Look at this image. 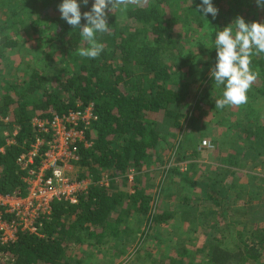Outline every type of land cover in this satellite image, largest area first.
Masks as SVG:
<instances>
[{
  "label": "trees",
  "instance_id": "16d2710c",
  "mask_svg": "<svg viewBox=\"0 0 264 264\" xmlns=\"http://www.w3.org/2000/svg\"><path fill=\"white\" fill-rule=\"evenodd\" d=\"M60 2L0 0L3 16L0 23V115L10 116L17 126V145L0 155V192L4 195L14 191L24 193L25 185L16 159L23 151V142L28 144L34 139L31 120H48L76 110L78 105L88 104L93 106L97 121L85 132L91 147L80 151L72 176L90 178L92 184L88 194L76 204L55 203L51 215L41 221L40 236L20 235L17 243L4 247L2 252L13 258V263L4 264H71L65 256L69 247L97 246L107 240L127 238L122 234L128 231L122 228L130 217L147 219L152 208L148 187H139L136 182L140 183L141 177L137 174L156 159L158 147L167 136H175L185 123L200 120L197 112L202 104L201 94L185 105L187 110H184V103L190 97L188 86L177 88V78L193 77L194 84L200 82L201 86L206 84L208 90L215 88L222 93V87L215 86L207 70L215 64L212 42L216 31L232 22L224 14L219 16V12L215 19L211 15L206 17L208 22L203 17L200 20L196 12L200 0H130L123 11L108 14L111 29L99 36L104 51L96 60L78 55L77 50L87 44L78 30H73L60 18L57 10ZM213 3L219 9L224 0H213ZM90 7L91 3L82 6L81 12ZM259 14L264 15V11ZM245 21L264 23V18L258 21L257 16H251ZM191 26L210 30L208 49L190 34ZM25 34L43 40L46 47L42 54H48L49 49L59 52L70 62L69 69L65 66L61 77L50 80L42 71L32 68L27 78L21 79L20 69L11 68L5 60L24 45L19 42V36ZM184 42L196 45L198 51L184 50L187 46ZM203 56H207L203 65L205 71H197L193 65ZM186 65L187 73H183ZM251 67L259 73L251 87L253 94H248V99L255 104L258 98H264V55L259 59L253 57ZM207 104L215 106V95ZM246 110H239V119L227 125L230 132L237 131L244 146L242 150L232 149L234 154L226 160L237 169H245L247 156L254 152L263 157L252 161L264 166L263 116L254 115L250 105H246ZM164 120H167L165 125ZM2 132L0 128V147ZM252 161L251 164H255ZM130 171L136 173L135 184H128ZM108 172L111 180L108 182L109 177L106 178V187L100 182ZM248 177L250 181L256 179L255 175ZM262 178L264 182V175L258 179ZM116 184L125 189L118 191ZM259 194L262 196L264 191L248 192L249 201L254 203ZM154 221L163 224L166 218L156 216ZM257 232L249 237L240 236L233 250L215 241L217 245L211 249L209 264H260L264 237Z\"/></svg>",
  "mask_w": 264,
  "mask_h": 264
},
{
  "label": "rangeland",
  "instance_id": "374dc122",
  "mask_svg": "<svg viewBox=\"0 0 264 264\" xmlns=\"http://www.w3.org/2000/svg\"><path fill=\"white\" fill-rule=\"evenodd\" d=\"M218 10L219 16L224 14L230 23L237 17L247 20L257 16L258 21L264 18L259 14L264 11V6L258 7L256 0L228 3L224 0ZM198 18L202 20L201 16ZM2 19L0 14V23ZM189 31L195 40L210 43V30L191 26ZM19 37V42L24 45L12 51L5 61L11 68L20 69L21 79L27 78L32 68L42 71L50 80L61 77L65 66L69 69L70 62L63 59L59 52L49 49L48 54H42L46 47L43 40H36L32 34ZM185 44L184 50L198 51L196 45ZM202 58H198L193 67L204 72L207 56ZM187 69V65L183 67V73H187ZM193 81V77L180 76L176 85L180 90L188 86L190 97L184 103V110H187L185 105L191 104L201 94L202 104L197 112V119L200 120L185 123L175 136H167L158 147L156 159L137 174L141 179L140 183H136L140 187H148V195L152 198L150 215L147 219L130 217L122 228L128 231L122 234L123 238L127 237L124 244L118 240H107L102 245L84 244L67 248L65 256L71 264H209L211 249L217 245L215 241L233 250L240 236L249 237L258 230L257 235L264 237V194H259L254 203L249 201L248 196L251 190L264 191L263 178L258 179L264 175V166L252 161L263 156L257 152L247 156V167L240 170L226 162L227 157L234 154L232 149L244 148L237 131L230 132L227 125L239 119V110L247 111L246 105H250L254 115L260 114L263 116L261 120H264V98H258L255 104L248 99L246 104L238 107L216 109L207 103L212 95H215L216 101L222 93L215 88L208 90L206 84L201 86L200 82L194 84ZM253 92L251 88L248 94ZM161 121L162 118L158 123ZM162 123L165 125L167 120ZM202 141H209L212 149L201 150ZM109 174L104 175L105 180L109 177L108 182ZM131 175L132 180H128V184L134 183L136 173ZM248 175H255L256 179L250 181ZM117 188L118 191L125 189L121 184ZM216 203L221 207H217ZM161 215L166 222L156 224L155 217ZM261 255L260 264H264V249Z\"/></svg>",
  "mask_w": 264,
  "mask_h": 264
},
{
  "label": "built area",
  "instance_id": "2783aa9c",
  "mask_svg": "<svg viewBox=\"0 0 264 264\" xmlns=\"http://www.w3.org/2000/svg\"><path fill=\"white\" fill-rule=\"evenodd\" d=\"M78 109L56 115L51 119L34 118L30 128L34 139L26 144L16 159L22 174L24 193L0 192V263L11 262L13 258L2 249L19 241L20 235H36L41 221L52 213L55 203L76 204L88 194L92 184L90 178L72 176L74 165L79 162L80 151L91 147L85 132L97 121L92 105L77 106ZM3 145L0 155L16 144L14 125L10 116L0 115ZM201 149L209 150V141H202ZM132 171L128 180H132ZM100 183L107 187L104 179Z\"/></svg>",
  "mask_w": 264,
  "mask_h": 264
},
{
  "label": "clouds",
  "instance_id": "9594fccd",
  "mask_svg": "<svg viewBox=\"0 0 264 264\" xmlns=\"http://www.w3.org/2000/svg\"><path fill=\"white\" fill-rule=\"evenodd\" d=\"M90 3V9L82 13L81 7H87ZM129 3L130 0H61L57 6L60 18L73 30H78L87 44V47L77 50L81 58L96 60L100 57L104 44L100 42L99 36L111 29L108 14L114 10L123 11ZM256 4L258 7L264 6V0H256ZM218 11L213 0H200L196 8V12L206 21L209 15L215 19ZM212 43L216 57L209 75L217 88L222 87L215 108L246 104L248 92L259 76L251 67L253 57L264 55V23H249L243 17H237L230 25L216 31ZM200 45L207 48V41H201Z\"/></svg>",
  "mask_w": 264,
  "mask_h": 264
},
{
  "label": "crops",
  "instance_id": "0c3cea01",
  "mask_svg": "<svg viewBox=\"0 0 264 264\" xmlns=\"http://www.w3.org/2000/svg\"><path fill=\"white\" fill-rule=\"evenodd\" d=\"M139 187H140V185H139ZM118 241L122 242L123 244L125 243V240L124 239L123 240H118Z\"/></svg>",
  "mask_w": 264,
  "mask_h": 264
}]
</instances>
